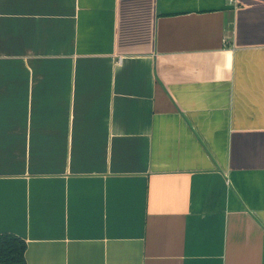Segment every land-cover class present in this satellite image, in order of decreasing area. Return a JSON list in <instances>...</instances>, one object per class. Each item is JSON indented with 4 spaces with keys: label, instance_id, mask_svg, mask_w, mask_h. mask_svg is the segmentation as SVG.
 Listing matches in <instances>:
<instances>
[{
    "label": "crops",
    "instance_id": "crops-1",
    "mask_svg": "<svg viewBox=\"0 0 264 264\" xmlns=\"http://www.w3.org/2000/svg\"><path fill=\"white\" fill-rule=\"evenodd\" d=\"M26 264H264V0H0V233Z\"/></svg>",
    "mask_w": 264,
    "mask_h": 264
},
{
    "label": "trees",
    "instance_id": "trees-1",
    "mask_svg": "<svg viewBox=\"0 0 264 264\" xmlns=\"http://www.w3.org/2000/svg\"><path fill=\"white\" fill-rule=\"evenodd\" d=\"M27 242L20 236L0 233V264H26Z\"/></svg>",
    "mask_w": 264,
    "mask_h": 264
}]
</instances>
